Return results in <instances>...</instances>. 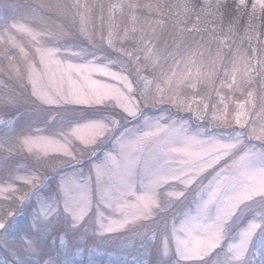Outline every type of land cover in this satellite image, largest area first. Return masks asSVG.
Here are the masks:
<instances>
[{
	"label": "snow or ice",
	"instance_id": "1",
	"mask_svg": "<svg viewBox=\"0 0 264 264\" xmlns=\"http://www.w3.org/2000/svg\"><path fill=\"white\" fill-rule=\"evenodd\" d=\"M0 7V264H79L77 239L152 221L137 264H264V0Z\"/></svg>",
	"mask_w": 264,
	"mask_h": 264
},
{
	"label": "rangeland",
	"instance_id": "2",
	"mask_svg": "<svg viewBox=\"0 0 264 264\" xmlns=\"http://www.w3.org/2000/svg\"><path fill=\"white\" fill-rule=\"evenodd\" d=\"M29 1L32 2V4H37V3L40 2V0H29ZM53 2H54V0H53ZM47 15L50 16V21H49L50 28H51V30L53 32H55L57 26L61 25L62 18L57 17L55 13H49ZM2 17H3V8L0 7V18H2ZM37 30H41V29L38 28ZM122 34L123 33L121 32V35ZM40 39H41V42H49L50 41L51 43H49L47 46H54L55 45V41H53L51 36H43ZM17 40H18L19 43L22 44V46L25 47L26 51H28L30 54H34L35 46H33L32 44H29V42H28L29 38H27L25 36H18ZM261 40H264V38L261 39ZM80 41H82L83 44H86V42L84 40L80 39L79 37L67 38L65 42L66 43H71V44H80V45H82V43ZM254 43H255V41H254ZM72 50L75 51L76 49L73 48ZM63 54L65 56L68 55V53H63ZM8 55L9 56H13L14 55L16 57L17 66H20V67L23 66L22 65V58L20 57L18 49L10 50ZM116 70H118V67H114L113 68V71H116ZM98 78L99 79H104V80L110 82L109 78H104V77H98ZM0 80H2L5 84H12L13 83L12 78L8 74V61L3 55H0ZM133 86L135 87V83H134ZM256 87H258V84L253 85V88H256ZM224 93H227L226 89L224 90ZM235 97L239 98V99H244V97L240 96L239 93H236ZM254 103H256V102H254ZM164 107L167 108L169 106L165 105ZM172 112L178 118L182 117L185 120H188L189 117H190V113H187V112H177L176 109H172ZM257 112H259L258 103H257V106L250 113V117L251 116H256ZM148 114L149 115H160V111L159 110H151ZM198 123H201V122L190 120V126L193 129H195V127L197 126ZM44 134L47 135V133H44ZM111 147H112L111 144L107 145V148L105 149V151L107 149H110ZM102 158H103V152H98L94 159H95V162L99 163ZM17 163L25 164L26 161H25L24 157L21 156L20 159L17 161ZM91 163H92V160H90V159L84 160L82 165L80 166V169L85 174H87L89 166H90ZM68 171H71V169H68ZM20 174L21 175H25L27 173L24 170H21ZM204 182L207 183V180H205ZM19 183L20 182H17L18 186H19ZM137 194L139 195L140 193H137ZM17 195H19V194H17ZM94 208H95V205H94ZM106 215H107V213H106ZM114 218H116V217H114ZM162 226H163L162 225V221L159 222V223L157 221H152V222H148V223L142 224L141 226L136 227V228H129L128 231H122V232L116 233V234H104L103 236H101V235H92L91 233H89L87 236H91V237H93L94 240H97L96 247L98 248V256L101 255V252H100L101 247L100 246L104 245L106 242H108V239H114L116 241V243H115V245H116L115 249L116 250L124 252V251H126L128 249H132L135 252V253L134 252L132 253V255H134V256H133L132 259L130 258L131 260L122 259V260H120V262H122L123 264H137V262H135V261H138V260L143 261V260H145V258L147 257V254H148V253L145 254L144 249H142L140 247V245L145 242V240L147 239V236L150 235L151 230L159 229ZM144 228L149 229V232L145 233L144 237L142 238L138 233L143 232ZM136 242H137V246L135 247V245H136L135 243ZM153 243H155V242H153ZM101 251H103V250H101ZM136 252H138V253H136ZM116 253H118V252H116ZM120 255H122V254H120ZM259 260H260V257L257 254L256 255L255 264H259Z\"/></svg>",
	"mask_w": 264,
	"mask_h": 264
},
{
	"label": "trees",
	"instance_id": "3",
	"mask_svg": "<svg viewBox=\"0 0 264 264\" xmlns=\"http://www.w3.org/2000/svg\"><path fill=\"white\" fill-rule=\"evenodd\" d=\"M16 2H19L21 4H32V2H30L29 0H16ZM144 2H155V0H144ZM240 35L243 36V32H241ZM263 38L264 37H261L260 39ZM80 42L82 43V41ZM82 45L86 46V44L83 43ZM76 243L78 244V246H81L84 249L82 253V259L81 258L79 259V264H123L122 262H120V260L122 259L131 260L134 256L132 255V253L134 252L132 249H128L124 252L116 250L115 249L116 241L114 239H108V242L100 246L101 250H103V251L100 250L101 252L100 256H98V248L96 247L97 240H94L93 237L86 236L84 238L77 239ZM135 244L136 247L137 242ZM5 258H7V253H5L3 250H0V259H5ZM155 259H156V254L154 251L149 252L147 254V257L145 258V260H155Z\"/></svg>",
	"mask_w": 264,
	"mask_h": 264
}]
</instances>
